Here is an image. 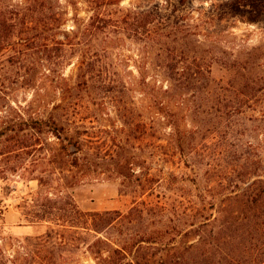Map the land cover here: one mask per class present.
Returning <instances> with one entry per match:
<instances>
[{
	"label": "rangeland",
	"instance_id": "obj_1",
	"mask_svg": "<svg viewBox=\"0 0 264 264\" xmlns=\"http://www.w3.org/2000/svg\"><path fill=\"white\" fill-rule=\"evenodd\" d=\"M182 1L0 0L13 15L0 32V264H178L202 239L221 264H264V67L241 71L259 81L246 96L250 81L219 65L203 88L172 83L118 23L159 6L176 48L205 42L209 63L212 39L228 54L264 45V21L211 35L222 0Z\"/></svg>",
	"mask_w": 264,
	"mask_h": 264
},
{
	"label": "trees",
	"instance_id": "obj_2",
	"mask_svg": "<svg viewBox=\"0 0 264 264\" xmlns=\"http://www.w3.org/2000/svg\"><path fill=\"white\" fill-rule=\"evenodd\" d=\"M122 1L92 0L97 8L111 2L121 4ZM182 2L185 1L183 0ZM211 7L206 17L212 24L204 22L207 26L205 31L211 35L217 34V21L221 23L226 19H234L242 23L256 25L262 24L264 21V0H222L221 3L213 4ZM11 18H13L11 11L1 13L0 15V32L5 37L12 33ZM96 21L104 28L111 22V19L100 18L97 15ZM118 23L126 24L127 30L130 31V38L137 41H144L151 46V49L155 53L154 58L156 62L163 68L164 74L172 83L187 86L199 85L197 89L203 88L208 82L214 81L211 75L212 66L219 65L235 73L234 81L249 80L253 82V85L250 82L244 84L240 89V94L246 96V94H249V91L250 94L259 92V81L256 80V77L252 79L247 77L249 75L242 74L241 71L249 70L251 72L264 67V61L263 63L260 61V52L264 45L247 47L240 53L236 51L235 54H232V52L228 54L227 50H220L218 48V42L212 39V44L208 48L211 53L208 63L205 55L206 50H204V47H206L205 42L197 40L193 48L189 49L190 44L182 38L180 42L183 43L180 45V49L179 47L176 48V42L179 43V41H177V38L170 39L166 34V30L163 29L164 19L162 18L161 8L159 6L154 8L149 7L147 10L140 7L127 10L126 15ZM197 29L200 32L198 36H201V26L198 25ZM181 47L183 48L181 49ZM81 68L79 70L82 74L80 77L85 78L87 73L85 74L84 72L83 75ZM217 235L213 236V238L217 239ZM222 242V246L228 244L225 238ZM210 246L206 239H202L195 246L182 248V251L176 258L178 264H221V262H228L224 255L217 253L218 249H215L216 246H213V248ZM222 250L225 252V249Z\"/></svg>",
	"mask_w": 264,
	"mask_h": 264
}]
</instances>
